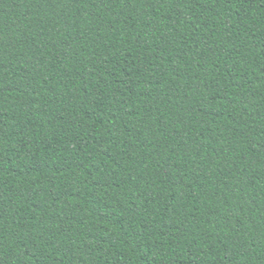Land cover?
I'll return each mask as SVG.
<instances>
[{
    "label": "trees",
    "instance_id": "obj_1",
    "mask_svg": "<svg viewBox=\"0 0 264 264\" xmlns=\"http://www.w3.org/2000/svg\"><path fill=\"white\" fill-rule=\"evenodd\" d=\"M0 264H264V0H0Z\"/></svg>",
    "mask_w": 264,
    "mask_h": 264
}]
</instances>
